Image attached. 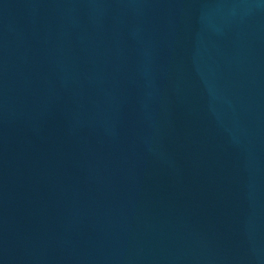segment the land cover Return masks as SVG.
<instances>
[{
    "label": "water",
    "instance_id": "1",
    "mask_svg": "<svg viewBox=\"0 0 264 264\" xmlns=\"http://www.w3.org/2000/svg\"><path fill=\"white\" fill-rule=\"evenodd\" d=\"M0 264H264V0H0Z\"/></svg>",
    "mask_w": 264,
    "mask_h": 264
}]
</instances>
